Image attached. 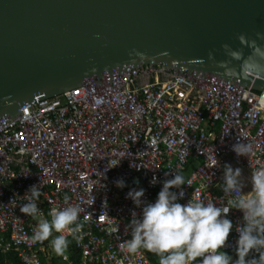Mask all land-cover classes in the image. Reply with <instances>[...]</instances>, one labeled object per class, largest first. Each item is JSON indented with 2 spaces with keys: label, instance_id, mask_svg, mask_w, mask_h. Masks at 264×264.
Segmentation results:
<instances>
[{
  "label": "built area",
  "instance_id": "obj_1",
  "mask_svg": "<svg viewBox=\"0 0 264 264\" xmlns=\"http://www.w3.org/2000/svg\"><path fill=\"white\" fill-rule=\"evenodd\" d=\"M238 141L253 145L248 157L231 150ZM226 163L248 177L243 192L250 196L251 172L264 167V96L153 66L84 78L76 88L21 106L14 118H0V253L12 252L22 264L48 263L53 252L47 240L31 239L34 227L50 219L51 209L70 203L82 209V227L79 239L65 232L78 258L64 254L63 262L152 264V253L124 248L132 212L141 211L126 198L128 191L143 188V199L154 202L163 181L179 172L185 178L181 204L230 206L233 197L222 192ZM118 178L125 188L115 187ZM36 184L42 215L33 218L19 208ZM228 218L233 230L223 250L235 259L242 213L232 209Z\"/></svg>",
  "mask_w": 264,
  "mask_h": 264
},
{
  "label": "water",
  "instance_id": "obj_2",
  "mask_svg": "<svg viewBox=\"0 0 264 264\" xmlns=\"http://www.w3.org/2000/svg\"><path fill=\"white\" fill-rule=\"evenodd\" d=\"M264 33V0H0V118L126 67L176 69L264 96L224 45ZM211 55V59L209 58Z\"/></svg>",
  "mask_w": 264,
  "mask_h": 264
},
{
  "label": "clouds",
  "instance_id": "obj_3",
  "mask_svg": "<svg viewBox=\"0 0 264 264\" xmlns=\"http://www.w3.org/2000/svg\"><path fill=\"white\" fill-rule=\"evenodd\" d=\"M238 41L249 50L248 54L224 45L227 56L264 69V33L257 32L254 38L240 35ZM231 150L237 157H248L253 145L238 141ZM119 164L120 161L111 168ZM155 180L153 177L150 183L154 184ZM247 180L241 168L227 163L223 165L222 192L233 197L228 201L230 206L223 207L213 202H194L191 199L181 204L179 200L184 197L182 186L185 178L179 172L163 181L154 202L143 199V188L130 189L126 198L131 199L141 211L139 215L132 212L128 225L131 238L124 241L126 252L135 254L143 249L158 256L159 264H264V167L251 172L250 196L243 192L248 185ZM113 183L118 189L127 186L123 178ZM38 185L29 187L24 195L26 202L19 208L22 214L33 218L42 215L37 205L42 195ZM105 204L106 201L102 202V207ZM232 209L242 213V223L235 227L238 233L235 259L223 250L233 230V222L228 218ZM81 211L78 205L70 203L51 209L48 213L50 219L38 220L31 239L42 242L51 237L53 252L58 256L64 255L69 247L65 232L79 239L76 234L82 227L78 222Z\"/></svg>",
  "mask_w": 264,
  "mask_h": 264
},
{
  "label": "trees",
  "instance_id": "obj_4",
  "mask_svg": "<svg viewBox=\"0 0 264 264\" xmlns=\"http://www.w3.org/2000/svg\"><path fill=\"white\" fill-rule=\"evenodd\" d=\"M54 235H56V233H54ZM144 252L146 255L149 254V252H147L145 250H144ZM65 254L70 259H74L75 262L77 261L78 254H77V251L74 249V246H73L71 240H69V247H68ZM150 260H151L152 264H159V258H158V256H156L154 254L153 255L150 254ZM0 264H22V263L16 258L14 253L9 252V253H0ZM41 264H66V263L61 260V256L54 254L48 263H46L44 261V259L42 258Z\"/></svg>",
  "mask_w": 264,
  "mask_h": 264
},
{
  "label": "rangeland",
  "instance_id": "obj_5",
  "mask_svg": "<svg viewBox=\"0 0 264 264\" xmlns=\"http://www.w3.org/2000/svg\"><path fill=\"white\" fill-rule=\"evenodd\" d=\"M53 235H54V233H53ZM50 240H51V237H50V239L47 241V243H48V247L50 246ZM51 247V246H50ZM51 251H52V249H51ZM54 253V252H53ZM55 254V253H54Z\"/></svg>",
  "mask_w": 264,
  "mask_h": 264
},
{
  "label": "crops",
  "instance_id": "obj_6",
  "mask_svg": "<svg viewBox=\"0 0 264 264\" xmlns=\"http://www.w3.org/2000/svg\"><path fill=\"white\" fill-rule=\"evenodd\" d=\"M48 248L52 249L50 246ZM52 252H53V250H52ZM53 255H54V253H53Z\"/></svg>",
  "mask_w": 264,
  "mask_h": 264
}]
</instances>
